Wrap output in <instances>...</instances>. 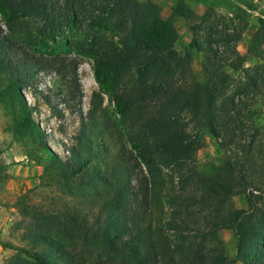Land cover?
<instances>
[{"label": "trees", "instance_id": "trees-1", "mask_svg": "<svg viewBox=\"0 0 264 264\" xmlns=\"http://www.w3.org/2000/svg\"><path fill=\"white\" fill-rule=\"evenodd\" d=\"M86 2L96 14L91 10L84 17ZM0 15L5 24V28L0 25V64L22 108L14 127L18 131L34 127L39 145L46 152L49 147L44 133L32 118V108L21 90L34 86L38 71H54L68 81L66 102L80 106L83 92L78 61L63 54H31L19 47L13 36L16 21L38 19L36 30L41 39H53L62 26H80L83 21L92 30L91 35L71 43L75 53L91 56L94 79L107 92L126 129L130 147L123 138L116 137L110 120L100 109L102 97L93 93L87 115L80 113V127L75 143L68 148L69 156L64 160L55 154L53 157L64 185L77 177L81 182L96 180L105 185V192L99 194L105 198L101 212H107L108 206L113 211L98 230L111 262L118 258L121 264H223L216 261L213 249L188 239L190 230L194 236L201 234L200 227H194L199 224L196 213L206 211L211 213V231L223 227L233 230L237 238L235 259L244 264H264V227L250 211L251 195L247 193L249 210L229 205L230 196L245 191L249 184L244 163L228 158L214 176L202 175L194 161L197 134L187 131L191 123L206 126L220 139L223 150L236 145L243 154L252 152V139L241 141V116L248 108L245 100L263 94L264 74L260 65L244 67L245 56L237 50L247 23L239 28L234 19L224 20L209 9L192 29L191 39L181 53L175 47L178 32L173 22L162 17L160 7L150 0H0ZM172 16L191 18L193 11L179 0ZM258 22L252 40L264 36V18ZM98 27L104 32L96 30ZM201 32L218 36L222 45L204 43L199 38ZM193 49L203 53L202 79L190 66ZM230 62L235 70H243L244 80H236L224 70ZM43 101L54 115H64L49 95L43 94ZM246 112L254 113L249 109ZM133 160L147 173H142L135 184L131 178ZM158 167L172 168L177 177L178 193L172 189L173 193L168 194L171 216L164 224L181 234L173 246L167 244L162 225L153 223L150 212L160 200L153 178ZM188 188H200V195L187 194ZM67 218L75 224L80 221L75 213ZM25 237L31 245L25 253L32 264H82L72 259L53 236L27 233Z\"/></svg>", "mask_w": 264, "mask_h": 264}, {"label": "rangeland", "instance_id": "rangeland-1", "mask_svg": "<svg viewBox=\"0 0 264 264\" xmlns=\"http://www.w3.org/2000/svg\"><path fill=\"white\" fill-rule=\"evenodd\" d=\"M146 2L147 0H139ZM160 7L161 16L170 18L179 0H150ZM195 11L191 18L172 16L178 39L175 47L184 52L186 43L192 36V29L196 27L202 16L213 9L216 14L227 19H234L236 26L247 23L237 42V50L245 56L244 67L260 65L259 70L264 74V36L252 40L259 27V18H264V0H183ZM88 12L97 11L89 2L85 3ZM0 15V19H1ZM211 21V19H210ZM83 21L80 26H62L53 39H41L36 27L40 21L36 18H20L16 21L14 38L19 47H25L37 54H63L76 57L78 61V75L83 98L80 106L73 102H66L68 81L54 71L40 70L36 74L34 86L21 90L27 105L32 108L31 116L40 125L49 152L39 145V137L34 127L17 130L14 119L22 114V108L8 82L4 78L0 64V264H32V259L25 253L31 245L25 237L28 233L50 235L60 241L69 252V256L82 264H121L120 260L111 262L110 254L101 242V232L98 230L113 209L108 206L107 212H101L99 196L106 187L100 181L81 182L80 177L68 186L65 179L59 176L58 165L53 155L66 159L69 156V146L75 143V137L80 127V113L86 116L91 107L93 93L102 97L100 109L110 120L116 137L123 138L126 146L130 143L126 139V129L120 120L113 104L108 99L106 91L101 89L94 79L93 60L91 56L75 53L71 41L91 35L92 30ZM0 25L5 28L3 21ZM99 30V27L96 28ZM104 32V30H99ZM199 38L204 43L221 46L218 36L200 33ZM190 66L198 78H203V53L191 50ZM224 70L236 80H244L243 70H235L233 63H228ZM43 94L50 96L51 101L63 112V116L54 115L43 101ZM252 115L245 109L241 119L244 126L241 141L252 139V152L243 154L236 145L223 150L220 139L214 137L206 126L191 123L187 131L197 134V147L194 161L199 173L204 176H214L224 161L244 163L248 185L245 191H238L230 196L229 205L237 210H249L247 193L251 195L255 219L260 227H264V86L263 94L256 99L245 100ZM244 110V109H243ZM97 114H99L97 112ZM116 145H114L115 147ZM118 147V146H117ZM134 166L132 183H137L142 173L147 175L145 167H139L133 160ZM172 168L158 167L153 172L156 180L155 189L160 191V200L151 207L153 223L162 225V234L167 244L173 246L180 241L179 233L165 228L169 221L171 208L167 202L168 194L178 193L177 177ZM242 172V171H240ZM143 179V178H142ZM200 188H188L187 194L199 196ZM102 193V194H103ZM193 209V208H192ZM198 212V209H196ZM80 215V221L73 223L67 218L68 214ZM195 214V213H192ZM199 215L198 226L201 234L188 232L189 241H198L205 248L213 249L216 261L223 264H244L241 259H235L237 238L232 229L223 227L211 231V213L202 211ZM79 218V216H78ZM79 225H83L82 227ZM105 227V226H104ZM102 228V230L104 229ZM158 227V226H156ZM101 230V231H102ZM94 232V233H93ZM197 233V232H195ZM202 245V246H203Z\"/></svg>", "mask_w": 264, "mask_h": 264}, {"label": "crops", "instance_id": "crops-1", "mask_svg": "<svg viewBox=\"0 0 264 264\" xmlns=\"http://www.w3.org/2000/svg\"><path fill=\"white\" fill-rule=\"evenodd\" d=\"M190 8L192 9L193 14H194V11H195V10H194L192 7H190ZM172 10H173V9L171 8V13H170L171 16H170V18L172 17ZM167 18H168V17H167ZM177 39H178V38H177ZM189 41H190V39L187 41V43H188ZM187 43H186V45H187Z\"/></svg>", "mask_w": 264, "mask_h": 264}]
</instances>
